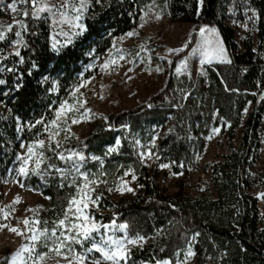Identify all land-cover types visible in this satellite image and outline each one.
Returning <instances> with one entry per match:
<instances>
[{
  "label": "trees",
  "instance_id": "1",
  "mask_svg": "<svg viewBox=\"0 0 264 264\" xmlns=\"http://www.w3.org/2000/svg\"><path fill=\"white\" fill-rule=\"evenodd\" d=\"M148 1H92L82 18L86 31L58 50L52 48L49 19L45 15L33 19L31 0L22 3L23 12L29 10L28 16L19 19L28 26V32L23 33L27 47L19 46V56L7 51L11 41L17 39L15 26L0 41V56L4 57L0 59V80L4 81L0 84V180L6 178L21 153V143L36 139L37 132L39 138L45 134L43 124L31 129L28 125L41 117L46 121L53 118L54 109L71 88L92 75L85 66L104 55L115 37L139 24ZM231 1L203 0L198 15L197 0H165L171 20L193 23L194 29L184 50L172 59L163 86L140 105L100 116L84 137H64L56 150L65 154L70 150L81 152L87 158L81 170L89 177L95 174L103 180L115 178L129 167L136 175L142 187L132 198L115 201L101 185L94 193L102 194L98 203L102 212H93L97 221L127 222L129 236L149 238L142 247L130 248L127 264L155 263L157 259L174 263L189 245L196 253L195 264H264V214L259 213L258 199L251 191L256 184L253 167L263 136L264 0H248L257 14L256 35L254 40L250 33L243 34L241 51L233 29L225 23L224 12ZM11 2L0 0V6ZM207 24L215 26L231 63L207 65L198 80L176 73L177 60L193 47L199 27ZM21 57L23 63L19 62ZM226 86L235 91H226ZM215 127H220L229 142L237 132L240 135L236 145H230L225 154L208 165L211 189L193 198L181 191L171 195L161 192L136 154V141L173 172H186L202 152L206 135ZM117 138V150L106 154ZM44 151L52 164L71 169V162L60 161L47 146ZM42 168L43 176L30 174L23 185L48 197L36 218L48 221L51 228L52 222L63 216L70 196L77 192L75 185L69 186L75 173L62 179L59 173ZM101 172L104 175H99ZM75 179L80 182L78 176ZM263 184L264 179H259V186ZM76 247L79 249V245ZM38 251L48 249L41 245Z\"/></svg>",
  "mask_w": 264,
  "mask_h": 264
},
{
  "label": "rangeland",
  "instance_id": "2",
  "mask_svg": "<svg viewBox=\"0 0 264 264\" xmlns=\"http://www.w3.org/2000/svg\"><path fill=\"white\" fill-rule=\"evenodd\" d=\"M92 1L95 0H88V6ZM54 2L59 4L61 0H54ZM74 2L78 4L79 0H74ZM8 4L0 6V25L11 24L14 20H19L20 16L23 15L22 3H17L16 6L19 10L17 12L8 9ZM144 7L145 9L142 12L143 19L141 17L139 24L127 31L130 32L135 30L136 35L126 36L125 33L127 32H125L124 34L115 37L112 45L104 55L94 58L85 66V70L91 71L92 75L83 79L86 80L87 83L78 91L83 93V99L87 101L85 107L91 110L92 115L86 120H81L78 124H71V121L69 120L72 132V135L70 136L77 139L82 138L87 135L91 130L92 125L98 121L100 116L127 110L145 102L152 94L157 92L163 86L169 73V66L172 59L184 50L188 38L194 29V24L171 20L166 9L165 0H149ZM252 9L253 8H251L248 0H232L225 9V23L234 31V39L239 47L238 51L242 50L241 43L245 32L250 33L255 40V24L253 25L249 19L252 15ZM157 13L160 15L159 19H155ZM42 15H45V17L47 16L46 13ZM70 15H72V13H70ZM49 22L52 30V44L59 41L57 48L63 44H67L65 41L73 39L74 36H64L60 34L61 32L71 33L72 31H75V29L69 24L65 23L58 27H53L51 19H49ZM207 25L215 28L213 24ZM121 37H123V39H120ZM216 37L221 41L217 30ZM205 39L212 40L214 38L207 35L202 36L198 31L197 40L193 47L185 56L177 60L174 68L176 73H186L194 80H198L199 77L204 76L205 67L207 65L219 62L214 59L210 63H202V60L204 59L203 50L206 47L204 44ZM13 41H11L10 45L7 47L9 53H15L14 49L19 48L20 46L14 45ZM181 47L183 50L175 53H169L166 51L168 48ZM120 56H123L124 59H119ZM111 57H116L118 59V64L110 66L107 70H102L100 65L106 59H110ZM161 57L164 58L162 59ZM185 59L187 60V68L185 69L181 66V71L177 72L176 68L179 61ZM157 67H160L163 70L157 72ZM129 69H131V71H129ZM69 92L66 99L63 101L72 103L73 97L69 95ZM246 109L245 113L249 110V106ZM80 111L82 112L83 109L81 108ZM215 128L220 129V127ZM212 129L213 128L210 129L205 137L202 152L197 156L194 165L188 168L186 172H173L170 167L160 168L159 165L162 164V162H157L155 155H152L151 158L145 157V162L141 163L152 173L154 184L161 192L171 195L177 191H181L186 196L193 198L204 194L207 189H211L209 183L210 170L208 165L225 154L230 145H236L240 135L239 132H237L236 137L229 142L221 129L218 133H213ZM262 129L263 136L261 147L257 162L253 167V177L256 180V184L251 190L258 199L257 207L260 214H264V198L257 195L258 193H264V184L263 186H259V179H264V115L262 118ZM66 135L67 133L61 131L57 139L62 140ZM47 137L48 132H45L40 139L47 141ZM134 148L140 161L141 152H151L149 148L143 147L140 143H136ZM20 150L21 153L26 152V148L22 149L20 147ZM18 167L19 162L15 159L7 172L6 178L0 180V209L9 213L6 219L0 220V223L23 228V218L27 216L31 219L33 216V213L26 211V209H35L36 213H38L47 205L48 199H45V196H43L40 191L23 185V181L26 177L17 175L16 169ZM124 173L118 177L106 180L97 177L103 182L98 185H93V187L95 188L99 185L103 186L107 191L108 196L115 201L132 198L138 193L140 187H137V185H139L137 179H131V175L134 174L133 172L128 176H125ZM173 173L180 174L173 175ZM121 181H128V187L133 188L134 191H124L123 193L116 191V186L119 185ZM109 188L113 190L108 191ZM17 196L20 197V201L13 204L12 202ZM9 205L10 207H7ZM12 209H15V211ZM88 211L92 215L94 211L102 212L98 206L92 205L89 206ZM115 234L117 236L123 235L120 231H117ZM97 239H99V237H97ZM194 241L195 239H192V243ZM25 242L26 241L22 236H17L16 234L7 231L6 228L0 229V264H7V261L2 258L10 257L11 254ZM146 242L147 241L144 243ZM129 247L131 248L132 246ZM187 248L178 255L177 260L172 264H176L177 261L182 262L185 260L184 253ZM93 255L98 256L99 254L93 253ZM57 260H60V264H64L62 258L57 257L55 253H49L45 259V264H56ZM195 263L196 253L187 261V264ZM102 264H105V262H102Z\"/></svg>",
  "mask_w": 264,
  "mask_h": 264
},
{
  "label": "snow or ice",
  "instance_id": "3",
  "mask_svg": "<svg viewBox=\"0 0 264 264\" xmlns=\"http://www.w3.org/2000/svg\"><path fill=\"white\" fill-rule=\"evenodd\" d=\"M27 0H13L12 3L7 5V8L17 12V3H26ZM97 4L101 0H95ZM203 4V0H197V14L199 15L200 5ZM31 10L30 14L33 19H41L42 14L46 13L45 19H51L52 26L58 27L61 24H69L75 31L71 33L61 32L64 36H76L82 34L86 31L85 25L81 23L84 12L88 7V0H79V3H75L74 0H61L59 4L54 2V0H31ZM72 13V15H70ZM250 22L254 25L256 12L254 9L251 10ZM24 16L29 15V10L25 9L23 12ZM159 13L156 14L155 19H159ZM143 19V17H142ZM16 27L15 36L17 39L13 41L14 45H20L22 47H27L23 33L28 32V26L23 20H14L13 23L7 25H0V41L5 40L6 34L10 32L13 27ZM247 27V26H245ZM199 33L202 36H211L214 39L204 40L205 48L203 50L202 63H210L212 60H217L222 63H231L228 57V53L223 46V43L216 37V29L208 25H203L199 27ZM35 35V33H32ZM126 36L136 35L135 30L125 33ZM120 39H123L121 37ZM71 40L65 41V43H70ZM56 41L52 44L53 50L57 49ZM63 46V45H61ZM183 48H168L166 51L169 53H175L182 51ZM120 51V50H117ZM15 55L19 56V48L14 49ZM4 57L0 56V59ZM162 59L164 57H161ZM119 59H124L120 56ZM20 63H23V57L20 58ZM118 64V59L116 57H111L106 59L101 65L102 70H107L110 66H115ZM181 66L187 68V60H180L177 65L176 71H181ZM33 68L37 67L36 64L32 65ZM160 67L156 68L157 72L162 71ZM11 71V69H9ZM131 71V69H129ZM223 82V81H222ZM4 81L0 80V84ZM86 80L79 81L76 85L71 88L69 95L73 97L72 103L68 101H61L59 106L54 109V116L51 120H45L44 117L35 121V124H29V129L35 127V125L43 124V130L48 132L47 141L40 139V133L37 132V138L28 142L26 145L21 143L20 147L22 149L26 148V152L17 154V161L19 162V167L16 169V173L19 176L27 177L30 174H36L43 176L45 173L46 166L48 171H54L59 173L62 179H67L69 175L75 173V176L80 178V182L76 183L75 176L71 181H69V186L75 185L77 192L75 195L70 196L67 205L63 210V216L57 218L52 222L53 226L49 228L48 221H41L36 218L35 209H26V211L33 213L31 219L27 216L23 218V228L18 226H12L5 223H0V229H7V231L16 234L17 236H22L25 243H22L20 247L11 254L10 257L2 258L7 261V264H45V259L48 253H55L57 257L62 258L64 264H127V261L131 257V251L129 246H140L142 247L144 242L149 239L147 236L136 234L135 236H129L128 230L130 225L125 223L117 224L115 219L109 223H102L97 221L95 217L88 211L89 206H98L101 199V195H94L95 188L93 185H98L103 182L100 181L95 174H92L91 178L89 173L82 171L81 168L83 163L86 162V157L79 151L70 150L67 154L64 152H57L56 150L61 147V141L57 139L61 131L67 133L65 139L72 135L71 127L69 125V120L71 124H78L81 120L88 119L92 113L91 110L85 107L87 101L83 99V93L78 90L86 85ZM226 91H235V89L225 88ZM261 98L264 99V93H261ZM148 107H152L151 104ZM83 109L81 112L80 109ZM247 109H245L246 111ZM87 114V115H85ZM107 121V117H104ZM122 127L127 128V125H122ZM219 128H213V133H218ZM211 138V137H209ZM156 138L153 137V140ZM137 144L140 142L137 140ZM55 144V148L52 145ZM120 145V139H116L115 146H110L106 154H111L113 151L117 150ZM47 146L48 151L55 153L56 158L63 161L65 164L71 162V169L66 170L52 164L50 158L45 155V147ZM153 153L150 151H145L140 153L141 162H145V157L151 158ZM92 159H99L98 157L92 156ZM160 168H168V164H160ZM132 173L131 167L128 171L124 173L128 176ZM180 173H173V175H179ZM99 175H104L101 172ZM132 180H136V175H131ZM23 186V185H22ZM63 187V184H61ZM137 187H142V185H137ZM113 189L109 188L108 191ZM116 191L123 193L124 191L133 192L134 189L128 187V181H121L119 185L116 186ZM259 197L264 198V193H258ZM48 199V197H45ZM20 197L17 196L13 200V204L18 203ZM7 207H10L7 206ZM15 211V209H12ZM9 213L5 210L0 209V220L6 219ZM19 223V222H18ZM43 225V226H41ZM120 231L123 233L121 236H117L115 233ZM111 233V234H110ZM195 235H199L196 233ZM99 237V239H97ZM195 237H193L194 239ZM43 245L47 247L48 252L38 251L40 246ZM79 245V249H77ZM93 253H98V256L93 255ZM185 260L177 261L176 264H187V261L195 255L191 246L187 248L184 253ZM56 264H60V260H57ZM155 264H172L169 259H157Z\"/></svg>",
  "mask_w": 264,
  "mask_h": 264
}]
</instances>
